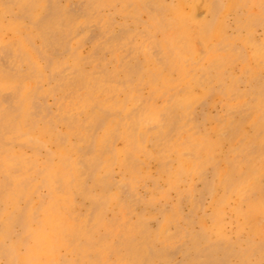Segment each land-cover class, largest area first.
I'll return each instance as SVG.
<instances>
[{
	"label": "bare ground",
	"instance_id": "1",
	"mask_svg": "<svg viewBox=\"0 0 264 264\" xmlns=\"http://www.w3.org/2000/svg\"><path fill=\"white\" fill-rule=\"evenodd\" d=\"M0 264H264V0H0Z\"/></svg>",
	"mask_w": 264,
	"mask_h": 264
},
{
	"label": "rangeland",
	"instance_id": "2",
	"mask_svg": "<svg viewBox=\"0 0 264 264\" xmlns=\"http://www.w3.org/2000/svg\"><path fill=\"white\" fill-rule=\"evenodd\" d=\"M198 13H199V12H198ZM199 17H201V18H202V17H204V16L202 15V13H199Z\"/></svg>",
	"mask_w": 264,
	"mask_h": 264
}]
</instances>
